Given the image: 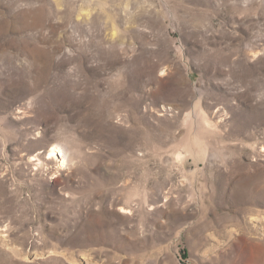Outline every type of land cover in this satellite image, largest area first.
Segmentation results:
<instances>
[{
	"label": "rangeland",
	"instance_id": "1",
	"mask_svg": "<svg viewBox=\"0 0 264 264\" xmlns=\"http://www.w3.org/2000/svg\"><path fill=\"white\" fill-rule=\"evenodd\" d=\"M0 264H264V0H0Z\"/></svg>",
	"mask_w": 264,
	"mask_h": 264
},
{
	"label": "bare ground",
	"instance_id": "2",
	"mask_svg": "<svg viewBox=\"0 0 264 264\" xmlns=\"http://www.w3.org/2000/svg\"><path fill=\"white\" fill-rule=\"evenodd\" d=\"M56 150H57V147L55 146V147H51V150H50V152H49V154H54V153H56ZM59 151V153H57V156H59V155H62L61 154V149H59L58 150ZM64 165V164H63ZM63 165L61 164V166L63 167Z\"/></svg>",
	"mask_w": 264,
	"mask_h": 264
}]
</instances>
